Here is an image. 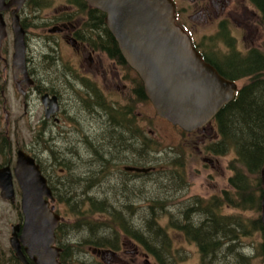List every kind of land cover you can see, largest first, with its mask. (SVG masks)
<instances>
[{
    "label": "rangeland",
    "instance_id": "obj_1",
    "mask_svg": "<svg viewBox=\"0 0 264 264\" xmlns=\"http://www.w3.org/2000/svg\"><path fill=\"white\" fill-rule=\"evenodd\" d=\"M32 2L33 5L29 2L27 4L28 7L22 13H19V16L22 19L21 22L24 28H26L28 32L25 36L26 46L28 47L29 45L28 50L30 48L34 62L38 64L43 60V53L48 50L47 46L40 41L39 35L43 31L39 29L43 26L40 20L45 15L51 14L53 7L56 4L62 3L63 0H32ZM180 3L186 4L185 1H181ZM230 3L231 4L227 5L224 10L226 23L223 28L226 29L227 35L233 38L235 49L241 54H244L249 48L256 47L264 52V29L258 21V12L247 0H232ZM46 7L49 8L45 9ZM227 14L232 16H228ZM4 19L7 25V37L4 39L2 47H8V58L10 61V56L13 51L10 15L5 13ZM220 30L221 28L218 22H209V24L197 23L193 30L194 40L200 49L217 60H220L224 55L230 52V48L219 37ZM59 53L62 62H65L72 51L67 45L61 43L59 45ZM46 65V63L43 65L44 73L42 72L46 80L55 81L59 84L61 76L54 72L53 66L48 67ZM129 77H133V74L130 73ZM96 79L99 81V78ZM244 81H246V79L237 80V86L240 87ZM130 84H132V81H130ZM110 94L111 96H116L115 90L111 89ZM67 104L69 109L75 108L76 106L72 100H68ZM2 106H4V109L7 111L6 117ZM128 107L129 111H131V104H128ZM137 110L141 111L139 126L141 127L142 133H140V135L143 139L144 165H156L157 167H155V170L160 166L162 171L146 173L143 178L144 183L141 180L135 183L138 187L142 186V188L138 190V193L143 195L140 196V199H136L134 194L126 192L130 199L133 200L131 201L132 204L134 201H140L141 204L129 205L125 203L122 199L124 189L116 185L117 182L120 183L122 176L119 173L120 176H118L114 167L119 161V155H135L139 152V148L137 146H124L126 144L120 142V135H124V131H116L119 133L114 132L111 138L97 133L95 139L96 149L91 153L96 154L95 158H97V161H99L98 154L105 157L113 154L111 157L113 165L107 164V162L103 163L102 176L106 177L110 175L108 178L106 177L107 179L105 181H102L100 188L97 186L90 192L96 196L95 199H101L104 192L107 194V198L105 199L106 206H104L103 209H110L112 212L116 210L117 213L122 214L124 218H128V214L131 215L130 222L128 221L129 226L133 229H137L138 235L141 236V241L144 243L145 248L146 245H154L150 239L142 237L143 231L148 224V222H146L148 216L153 214L157 222H152V225L155 226L154 224H156L167 230L172 248L176 251V254L174 253L175 255L172 258L173 263L198 264L199 254L196 246L188 241L181 231L177 230L178 219L174 215L179 213L171 211L175 210L176 204H178L180 200L186 199V197L191 195H193V202L194 199H199L197 197L220 195L223 189H228L227 179L232 174V171L228 168V162L234 157V151L230 150L218 159L220 167L223 169L222 172L218 169L212 170L202 162L198 150L195 148L197 142L193 141L189 136H183L178 129L159 119L149 101H144L143 104L138 105ZM70 113L73 114L79 122L78 127L74 130V123L72 121L67 122V124H70L72 131L63 133V136L54 142H41L35 146L36 148H33V151L41 156V167L44 168L46 175L50 179V184L55 191L54 205L60 215L63 216L61 230L59 232V246L61 245V248L68 246L69 253L73 255L75 262L84 260L83 262H85V264H107L108 262L103 260L101 261L102 263H99V261H97L98 259L88 260L87 258H83L82 253L81 257L76 256L74 253L75 250L78 249V246H76L78 245L77 240L85 238L81 237V235L86 233L76 234L68 226L69 224H75V220L79 218L81 214L76 216L71 213V209L73 212H76L78 206L76 208H71L69 205L73 200L69 194H65L68 193V183L70 181L73 182V185L78 183V188H76V186L73 187L75 191L80 192L84 188L83 183L76 181L72 175L74 173L81 175L84 172V167L81 163L77 162L76 155L83 159L87 156L84 149H91V143L87 145L84 144L83 138L85 136H83V134L84 132H88L87 128L90 127V124L92 125L94 121H97L98 118L79 113ZM59 119L64 120L65 116L61 115ZM33 120H36V117L33 119L30 117V113L25 110L24 103L18 93L9 90L4 96H0V141L1 136L3 137L7 132L5 135L7 136V138H5L6 147H3L2 151H0V165L11 158L14 160L15 152L18 148L24 150L28 147L30 128ZM61 127L63 130L66 129L63 125H61ZM78 134L82 135L79 136V141L78 138L76 139ZM128 139V141L136 143L133 130L129 131ZM215 140L217 141V139ZM80 141L82 142L81 144ZM59 160L63 164H61ZM82 163L84 164V162ZM99 166L100 165H97V168H99ZM178 174L184 175L187 180V184L182 188L181 192L175 189ZM108 180L111 184H109ZM113 185H115V187L111 188V191L108 192L110 190L109 186ZM14 187L16 191V202L14 204L0 197V264H16L15 260L9 259L11 254L9 250L10 225L21 222L18 214V212H21L19 206V188L16 183ZM166 192L168 193L164 195ZM185 199L181 202L182 204H184ZM15 205L18 206V209ZM127 205H129L127 209H122V206ZM222 213L232 214L238 219H242L243 217H261V211L237 210L228 208L227 206L222 207ZM89 220L94 221L98 226H101V228L106 229V235L111 241H115L116 244L117 242L120 243V239L134 238L120 233L119 230L112 225V222H110L111 217L108 216L107 213L104 215L94 214L92 217H89ZM192 222L194 223V219ZM206 228H204V230ZM127 234L130 233L127 232ZM237 240L238 242L235 241L234 245L236 251L239 250V253L244 257H246V255L250 256L252 259L251 264H264V257H261L259 253V244L264 242L261 232L253 230L244 233V235H240L239 233ZM87 245L88 243H81L79 245L80 251L85 248L87 249V247H89ZM90 247L93 246L90 244ZM153 247L155 248L156 246ZM146 249L159 257L157 260L154 259L155 262H152V264L166 263V261H164L166 260V256L162 254V249ZM104 258H110V256L106 255ZM159 259L162 261H158ZM228 261L231 262L230 259H228ZM109 264L122 263L111 262ZM126 264H129V261Z\"/></svg>",
    "mask_w": 264,
    "mask_h": 264
},
{
    "label": "flooded vegetation",
    "instance_id": "obj_2",
    "mask_svg": "<svg viewBox=\"0 0 264 264\" xmlns=\"http://www.w3.org/2000/svg\"><path fill=\"white\" fill-rule=\"evenodd\" d=\"M84 1L63 0L62 3L56 4L53 7L51 14L45 15L40 20L43 24V26L39 28L43 30L39 35L40 41L47 46L48 50L43 53V60L37 64L34 62L30 48L28 50L29 45L28 47L26 46V73L29 78L23 79L22 74H15L13 72L11 65L13 51L9 61L8 47H2V44L0 45V96H4L9 90L18 93L24 103L25 110L29 111L30 117H32V119L36 117V120H33L30 128L28 147L24 150L35 159V162L39 165L41 173L46 178L54 195L55 191L50 184V179L46 175L44 168L41 167V156L36 154L33 151V148H36L35 146L41 142H54L61 138L63 133L72 131L70 124H67V122L72 121L75 130L78 127L79 122L70 112L98 118L97 121H94L93 124H90V127L87 128L88 132H84L83 134V136H85L83 138L84 144L87 145L88 143H91V149H84L87 156L83 159L76 155L77 162L81 163L84 167V172L81 175L75 173L72 175L76 181H79L84 185L83 190L77 192V195L82 196L83 192H85V196L95 199L96 196L91 194L90 191L97 186L100 188L102 181H105L110 175L106 176L107 178L102 176L103 163L107 162V164L113 165L111 161L113 154L107 157L98 154L99 161H97V158H95L96 154L91 153L96 149L95 139L97 133L111 138V135L114 132L119 133L120 131H124L125 134L120 135V142L126 144L124 146H137L139 152L135 155H119V161L114 169H116L115 171L117 174L119 173L122 176V180L120 183L117 182L116 185L123 187L124 193L122 194V199L125 203H128L129 205L141 204L140 201H134L132 204L131 201L133 200L130 199L126 192L134 194L136 199H140V196L143 195L139 194L138 190L139 188H142V186L138 187L135 183H138L140 180L144 183L143 178L146 173L162 171L160 166L155 170V167H157L156 165H144L143 139L140 135L141 127L139 126V116H141V111L137 110L138 105H141L144 102L141 99L140 94V91H142L143 95H145L143 83L141 80L138 81L133 70L127 68L122 56H112V40L109 35L107 36V32L105 30H100L102 33L97 34L92 26L95 24V18L100 17L103 25L101 27L104 28L105 14L102 12V15L97 12L98 9L89 6L86 1ZM172 1L174 3L175 23L188 34L192 40V44L203 58H205V55L210 56L200 49L194 40L193 30L195 24L218 22L219 27L223 28L226 23L224 10L227 5L231 4L230 1L232 2V0ZM181 1H185L186 4L180 3ZM29 2L33 5L32 0H25L19 13H22L28 7L27 4ZM48 8L49 7H46L45 9ZM5 13L10 14V11H6ZM227 15L232 16L229 14ZM20 21H22L21 17ZM24 30L25 33H28L26 28H24ZM108 33H110L109 30ZM61 43L67 45L72 51L65 62H62L59 53V45ZM207 59L209 58H206V60ZM45 63L48 67L53 66L54 72L61 76L59 84L55 81L46 80L45 75L43 74V65ZM130 73L133 74V77L131 78L129 77ZM96 78H99V81H97ZM129 80L132 81V84H130ZM111 89L115 90L116 96H111ZM44 94H47L49 97L55 96L58 104V110L54 113H50L48 117H46L45 113L46 107L41 100V96ZM68 100L74 102L76 105L75 108L69 109L67 104ZM128 104H131V111H129ZM2 109L6 117L7 111L4 109V106H2ZM61 115L65 116L64 120L59 119ZM157 117L178 129L183 136H189L193 141H196L197 145L195 148L198 150L202 162L212 170L218 169L222 172L223 169L220 167L218 159L224 154H214L210 148V144H215V139L218 137L216 126H214L212 122L192 131H182L178 126L172 125L166 119L158 115ZM61 125L66 129L63 130ZM132 130L136 138V143L128 141L129 131ZM6 134L7 132L3 137L1 136L0 143L2 140L6 142ZM79 136L82 135H77L76 139L78 138V141L80 140ZM81 143L82 142L80 141V144ZM14 161L15 159L12 160L11 158L4 161L2 164H10V166L13 167ZM82 162H84V164ZM60 163L63 164L62 162ZM97 165H100L99 168H97ZM143 168H149V170L147 172L136 170ZM119 174L118 176H120ZM109 184L111 183L109 182ZM186 184L187 180L185 176L178 174L175 189L181 192ZM113 187H115V185L109 186L110 190L108 192H110ZM167 193L168 192L164 195ZM192 196L193 195L186 197V199L184 198V204L181 203L184 199L180 200V202L176 204L175 210L171 212L183 213L189 210L190 212L196 210L197 208L190 205L192 203ZM208 197L197 198L207 199ZM106 198L107 194L104 192L101 199L96 200L102 201ZM129 205L122 206V209H127ZM54 212L60 215L55 205ZM60 217L59 224H61L63 219V216L60 215ZM56 230L54 245L60 248L59 256L56 259L58 264H63L62 253L64 252L63 250L65 247L61 248L62 246H59L60 237L59 235H56ZM77 241L78 245L76 246H78V249L75 250V252L73 251L75 255L81 257L82 253L83 258H87L88 260L98 259L97 261H99V263L103 260L108 262L107 264L111 262H121L122 264H126L128 261L129 264H152V262H155L154 259L157 260L159 258L156 254L151 253L145 248L144 243L140 238H124L120 239V243L117 242L115 246L107 245L106 247L99 248L93 246L92 243L86 240V238L78 239ZM81 243H88L87 246L89 247L80 251L79 245ZM90 244L93 247H90ZM20 248L24 253L27 263L35 264L33 259L25 252V247L21 246ZM9 250L11 253L9 259L15 260L16 264H22L15 256L11 247ZM106 255L110 256V258H104ZM83 261L74 262V264H85Z\"/></svg>",
    "mask_w": 264,
    "mask_h": 264
},
{
    "label": "water",
    "instance_id": "obj_3",
    "mask_svg": "<svg viewBox=\"0 0 264 264\" xmlns=\"http://www.w3.org/2000/svg\"><path fill=\"white\" fill-rule=\"evenodd\" d=\"M25 0H0V44L6 37L3 12L9 10L13 33L12 70L26 73L25 30L19 9ZM105 14L104 22L125 62L137 73L155 112L184 131L208 123L235 97L237 86L221 76L195 49L190 37L174 22L172 0H85ZM46 117L58 110L55 96H41ZM147 172V168L136 169ZM264 188V163L261 169ZM14 180L20 190L22 223L10 226L9 244L22 264L21 246L35 264H58L54 245L60 216L53 211L52 190L35 159L19 149L16 160L0 167V197L15 203ZM261 219L264 228V195Z\"/></svg>",
    "mask_w": 264,
    "mask_h": 264
},
{
    "label": "trees",
    "instance_id": "obj_4",
    "mask_svg": "<svg viewBox=\"0 0 264 264\" xmlns=\"http://www.w3.org/2000/svg\"><path fill=\"white\" fill-rule=\"evenodd\" d=\"M248 1L258 11V21L264 29V0ZM97 12L103 15L102 12L98 10ZM101 21L100 17H96L95 24L91 25L97 34L102 33L100 30L107 32V36L109 35L112 40V56H121L117 44L108 33L106 26L101 27L103 26ZM219 34L220 39L230 48V52L220 60L205 55L204 59L209 58L205 61L212 64L226 79L236 82L246 79L237 89L233 100L224 105L213 118L219 139L215 144H210L211 151L218 155L225 154L230 150L234 151V157L228 162V168L232 174L227 179L228 189H223L220 195H214L208 199H194L190 205L197 208L196 210L193 212L189 210L174 216L178 219L177 230L181 231L185 238L196 246L199 254L198 264H251V257L241 255L239 250L236 251L234 245L235 241L238 242V234L244 235L248 231H259L264 239L261 217L238 219L232 214L222 213V207L261 211L264 195L261 179V169L264 163V52L258 48H250L241 54L235 49L234 40L227 35L225 28L221 27ZM125 65L130 69L126 62ZM137 79L140 81L138 76ZM140 94L141 99L148 102L142 91ZM3 147H6L4 140L0 143V151ZM68 185L69 190L65 195L69 194L73 200L69 206L71 208L78 206L76 212L71 209V213L76 216L81 214L75 220V224L68 225L76 234L85 232L86 234L81 237H85L96 248L107 245L115 246L116 242L111 241L106 235V229L89 220V217L94 214L104 215L107 213L111 217L110 222L120 233L141 239L137 229L129 226L130 214H128V218H124L116 210L114 212L110 209L105 210L103 209L106 206L105 200L89 198L85 196V192L82 194L83 197L77 195V191L73 187L78 188V185H73L72 181ZM64 200L66 201V198ZM15 207L18 209L17 205ZM18 214L22 220L21 213L18 212ZM153 216V214L148 216L146 221L148 224L142 237L150 239L154 245L147 246L145 244L146 248L162 249V254L166 256L164 264H176L172 259L176 251L172 248L167 230L156 224L153 226L152 222H157ZM193 219L196 224L192 222ZM204 228L206 229L204 230ZM60 230L61 224L56 230L57 236L60 234ZM259 245L260 256L264 257V242ZM63 251V264H74L75 258L70 255L68 246Z\"/></svg>",
    "mask_w": 264,
    "mask_h": 264
}]
</instances>
